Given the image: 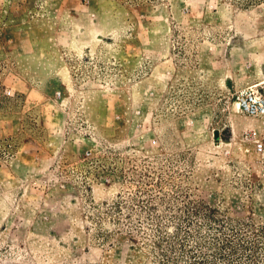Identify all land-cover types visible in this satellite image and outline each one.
Segmentation results:
<instances>
[{"label": "rangeland", "instance_id": "1", "mask_svg": "<svg viewBox=\"0 0 264 264\" xmlns=\"http://www.w3.org/2000/svg\"><path fill=\"white\" fill-rule=\"evenodd\" d=\"M249 94L264 0H0V264H264Z\"/></svg>", "mask_w": 264, "mask_h": 264}, {"label": "built area", "instance_id": "2", "mask_svg": "<svg viewBox=\"0 0 264 264\" xmlns=\"http://www.w3.org/2000/svg\"><path fill=\"white\" fill-rule=\"evenodd\" d=\"M240 108L246 114L258 116L264 113V97L260 95L249 94L240 103ZM260 147V144L258 145Z\"/></svg>", "mask_w": 264, "mask_h": 264}, {"label": "water", "instance_id": "3", "mask_svg": "<svg viewBox=\"0 0 264 264\" xmlns=\"http://www.w3.org/2000/svg\"><path fill=\"white\" fill-rule=\"evenodd\" d=\"M213 136H214L215 139L218 138V131H217V130H215V131L213 132Z\"/></svg>", "mask_w": 264, "mask_h": 264}]
</instances>
